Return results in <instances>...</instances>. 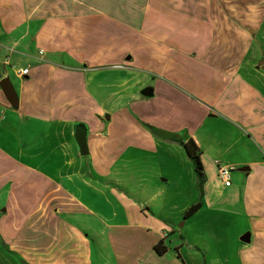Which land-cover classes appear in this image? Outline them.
<instances>
[{
  "label": "crops",
  "instance_id": "0c3cea01",
  "mask_svg": "<svg viewBox=\"0 0 264 264\" xmlns=\"http://www.w3.org/2000/svg\"><path fill=\"white\" fill-rule=\"evenodd\" d=\"M4 77L0 264H264V0H0Z\"/></svg>",
  "mask_w": 264,
  "mask_h": 264
},
{
  "label": "trees",
  "instance_id": "16d2710c",
  "mask_svg": "<svg viewBox=\"0 0 264 264\" xmlns=\"http://www.w3.org/2000/svg\"><path fill=\"white\" fill-rule=\"evenodd\" d=\"M150 129L154 134L161 136L164 139L178 143L179 145L183 147L187 158L193 164L194 172L197 178V186H198L199 191H201L202 184L204 182V173H203V168H202V164L200 160V150L197 147V145L194 143V141L191 138H183L176 134L161 132L153 128H150ZM199 206L200 204L198 202L189 206L183 212V218H187L188 216H190L192 213H194L198 209ZM154 249L158 254H163L167 251V248L163 245V239L159 240L154 245Z\"/></svg>",
  "mask_w": 264,
  "mask_h": 264
},
{
  "label": "water",
  "instance_id": "95a60500",
  "mask_svg": "<svg viewBox=\"0 0 264 264\" xmlns=\"http://www.w3.org/2000/svg\"><path fill=\"white\" fill-rule=\"evenodd\" d=\"M0 88L2 92L4 93L5 97L7 98V100L9 101V103L15 107L17 105V95L8 77H4L0 79ZM142 94L144 96H150L151 89L146 88L145 90L142 91ZM74 139H75V142L77 144L80 154L86 155L87 146H86L85 128L81 127L80 125H77L74 129ZM246 236L247 237H242L241 240L244 242H248L249 241L248 235Z\"/></svg>",
  "mask_w": 264,
  "mask_h": 264
},
{
  "label": "built area",
  "instance_id": "2783aa9c",
  "mask_svg": "<svg viewBox=\"0 0 264 264\" xmlns=\"http://www.w3.org/2000/svg\"><path fill=\"white\" fill-rule=\"evenodd\" d=\"M39 54H42V50H39ZM20 74H26L27 69H22L19 71ZM230 172L231 168L226 165H219L218 167V177L223 181V183L228 186L230 184Z\"/></svg>",
  "mask_w": 264,
  "mask_h": 264
},
{
  "label": "rangeland",
  "instance_id": "374dc122",
  "mask_svg": "<svg viewBox=\"0 0 264 264\" xmlns=\"http://www.w3.org/2000/svg\"><path fill=\"white\" fill-rule=\"evenodd\" d=\"M7 68L10 69V67H7ZM135 161H136V160H135ZM136 162L141 163L140 161H136ZM131 165H133V164L131 163ZM135 175H136L135 172H131V175H130L131 180L134 179ZM131 182H133V181H131ZM130 190H137V188H136L135 186L132 185V186H130ZM182 221H183V219H180V220L177 222V226H176V228H175L176 230H179L180 223H182Z\"/></svg>",
  "mask_w": 264,
  "mask_h": 264
}]
</instances>
